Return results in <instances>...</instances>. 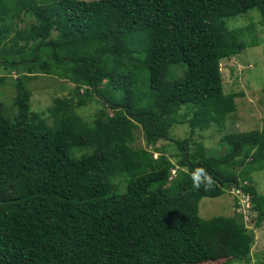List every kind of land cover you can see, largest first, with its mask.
I'll use <instances>...</instances> for the list:
<instances>
[{"label": "trees", "instance_id": "obj_1", "mask_svg": "<svg viewBox=\"0 0 264 264\" xmlns=\"http://www.w3.org/2000/svg\"><path fill=\"white\" fill-rule=\"evenodd\" d=\"M251 10L263 23L264 0H0V82L14 88V110L0 100V264L248 260L253 231L198 206L235 187L260 225L264 128L223 134L216 155L170 131L221 129L235 112L220 62L256 44L251 25L227 26ZM39 75L72 87L34 110ZM94 100L88 122L77 110ZM197 168L209 187L194 188Z\"/></svg>", "mask_w": 264, "mask_h": 264}, {"label": "rangeland", "instance_id": "obj_2", "mask_svg": "<svg viewBox=\"0 0 264 264\" xmlns=\"http://www.w3.org/2000/svg\"><path fill=\"white\" fill-rule=\"evenodd\" d=\"M247 25L252 26L255 35H246L244 38L251 40L252 36L256 37V44L248 46L241 53L220 62L224 92L239 94L235 99V112L227 118L224 127L221 129L217 125H213L208 129L190 134L188 126L181 125L171 129V136L179 139L191 137L193 141L202 143L211 154L216 155L228 149L227 145L221 142L223 134L264 128V22L260 21V15L256 10L248 11L235 19L227 21L229 28H241ZM3 75L8 77L2 71L0 76ZM178 75L177 69L172 71V77L177 78ZM10 76L14 79L17 74L11 72ZM27 86L32 91L31 103L34 110H42L50 105L51 96L54 92L67 94L70 87H72L65 80L47 75H39L30 79ZM13 97V82L6 78L3 83L0 82V100L4 103L7 111H10L11 108L14 110L12 107ZM99 106L100 103L94 100L87 106L78 109L77 112L84 120L89 122L93 119ZM158 144L165 145L167 143L159 141ZM133 147L137 149L147 147L141 130L136 132ZM173 153H175V150L168 147L166 154ZM156 156L157 154H154V157ZM171 161L175 162L176 158H171ZM174 172L172 170L171 174L174 175ZM123 177L125 180L128 179L126 175ZM252 182L257 191L263 194L264 169L252 173ZM123 191L124 186L119 190V193ZM198 211L202 218L213 216L235 217L247 229L253 231L254 241L248 250V260H231L227 264H264V219L258 227L255 225L256 212L251 209L250 198L247 194L234 187L219 197H204L199 202ZM234 249H237V252H243L238 247ZM204 264H225V260L221 259Z\"/></svg>", "mask_w": 264, "mask_h": 264}, {"label": "clouds", "instance_id": "obj_3", "mask_svg": "<svg viewBox=\"0 0 264 264\" xmlns=\"http://www.w3.org/2000/svg\"><path fill=\"white\" fill-rule=\"evenodd\" d=\"M201 177H203V180L207 182L205 184V187H209L211 185V178L206 173V170L203 168H197L194 170V173H193L194 188H199L201 186V180H200Z\"/></svg>", "mask_w": 264, "mask_h": 264}]
</instances>
